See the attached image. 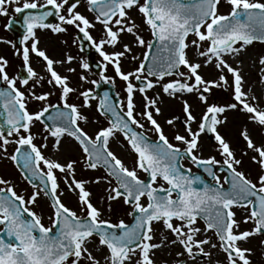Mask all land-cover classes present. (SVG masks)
<instances>
[{
  "label": "snow or ice",
  "instance_id": "6c2138e0",
  "mask_svg": "<svg viewBox=\"0 0 264 264\" xmlns=\"http://www.w3.org/2000/svg\"><path fill=\"white\" fill-rule=\"evenodd\" d=\"M80 3L0 0V16H8L11 8L21 15L23 29L19 47L0 40L11 44L22 61L21 71L10 77L8 60L0 56V158L12 161L34 189L26 198L0 177V264H157V250L170 247L179 249L171 264H197L198 258H206V264H252V249L244 245L253 237H264V140L255 142L245 125L240 131L245 148L237 158L218 129L228 123V112L242 113L251 125L264 128V107L260 98L250 95L251 89L244 90L239 59L254 41L264 43V0H86L95 23L77 10ZM222 3L228 6L227 13L220 12ZM50 17L56 22H49ZM15 22L10 17L5 29ZM96 24L102 29L99 39L90 32ZM69 28L77 33L73 44L80 41L83 51L87 42L102 58L100 81L114 84L105 75L111 66L124 82L123 99L111 101L107 92L103 94L96 111L107 126L91 135L81 127V122L88 123L81 108H90L96 96L92 89L72 86L68 74L77 73L72 66L77 58L66 52L54 60L39 46L38 32L58 35ZM143 31L151 39L146 40ZM124 37L130 39L125 42ZM106 46L113 50L106 51ZM134 47L143 49L139 56L133 54ZM33 55L43 63L45 75L31 66ZM128 60L138 64L124 71L122 62ZM254 63L260 66L259 81L264 84V55ZM57 65L68 74L57 71ZM208 67L215 70L212 78L201 73ZM78 68L80 82L98 85L88 79V61L80 59ZM44 84L50 90L38 92ZM214 89L230 90V102L209 103ZM54 94L58 95L55 104L49 100ZM72 94L82 98L80 105L69 103ZM187 97L203 105L199 116ZM166 99L179 102L183 113V134L174 131L172 140L157 119L163 116ZM32 102L39 105L35 111L29 109ZM179 120V116L166 117L164 123L176 129ZM36 122L43 126L39 145L32 132ZM117 133L135 154L131 168L110 149ZM202 135L215 141L221 159L202 155ZM65 138L78 146L79 161L61 162L44 154L49 148L58 154ZM9 145H15L11 154ZM249 152L259 169L255 180L240 170L242 157ZM185 161L208 179L186 167ZM81 163L85 170L103 169L104 174L77 179ZM218 172L225 173L223 179ZM101 183L106 185L101 198L107 202L106 211H112V202L122 201L130 209L131 223L113 222L105 209L92 202L87 185ZM64 191L76 196L84 215L63 203ZM41 197L48 200L50 226L33 210ZM237 209L243 210L240 218ZM157 224L162 226L158 242ZM242 224L251 227L242 229ZM260 245L264 247V238ZM214 254L223 256L213 261Z\"/></svg>",
  "mask_w": 264,
  "mask_h": 264
},
{
  "label": "rangeland",
  "instance_id": "374dc122",
  "mask_svg": "<svg viewBox=\"0 0 264 264\" xmlns=\"http://www.w3.org/2000/svg\"><path fill=\"white\" fill-rule=\"evenodd\" d=\"M77 10L80 11L81 14L85 15L89 20L93 21V23H95L94 15L88 10L86 0H81V3L78 6ZM228 10H229L228 6L222 3V5L220 6V12L227 13ZM14 16H15V12H13L11 8L9 9L8 16H0V40H7V41L12 42L13 40L12 36L10 33H8L5 30V25H6V22L9 21V18L14 17ZM133 16L136 17L137 23H139L140 21H139L138 15L136 13H133ZM90 32L94 38L99 39L100 36L102 35L101 25L96 24L95 28L91 29ZM141 34L146 40L150 39V34L147 31H143ZM37 35L40 37L39 46L45 49L47 54L54 60L62 59L66 52L77 58L76 61H74L72 65L73 67H77L76 74L65 73L64 68H61L60 65L56 66L57 71L61 72L62 74H68L71 76L73 87H77L78 90H84V89L93 90V87L95 85L91 83H83L78 80V73L80 72V69L78 68V63L80 59H84L87 61V58L82 52H80L79 47H78V42L77 44H73L72 41L74 37H76V33H74V30L72 28H69L67 33H62L58 35H53L50 32H38ZM128 39H130V37H124L125 42H127ZM63 41H67V44L63 43ZM105 50L112 51L113 49L106 46ZM142 51L143 49L134 47L133 54L139 56L142 53ZM260 55H264V44L253 43L252 45L248 46L246 52L243 53L239 57V59L244 60L246 57L250 56L252 60H255V58H257ZM0 56H3L5 59L8 60V66H7L8 75L10 77L15 76L18 73V69L20 65H22V61L18 56L14 55V49L11 46V44L0 43ZM137 64H138V61H130V60L123 61L122 62L123 70L131 71ZM31 66L34 68V70L38 74L45 75L43 63L39 60V58L35 57L34 55L31 57ZM201 73L202 75L205 76V78H212L215 75V70L212 69L211 67H208L206 69H201ZM87 75L90 81L91 80L98 81V79L95 77V75H93L91 71H89ZM105 75L113 78L114 84L113 83L112 84L115 85L117 89L118 97L119 99H123L125 96V93L123 91L124 82L120 80L118 77H115L114 71L111 68V66L108 67L107 71L105 72ZM249 81L250 83L246 85V90L248 91L249 89H251L253 85H258L257 94H252V95H256L258 98H260L258 102L260 103L261 107H264V84L260 83L259 75L254 73V71H251L249 74ZM48 90H50V86L47 84H44L42 87L37 88L38 92L48 91ZM151 94L152 93H150V95ZM187 99L189 100V103L193 105L194 114L199 116L203 108V105H200L199 102L194 97H187ZM49 100L54 104L58 103V95L54 94L50 96ZM81 100L82 98H78L76 94H72L69 100V103H75L77 105H80ZM230 100H231L230 90L229 92H225L223 89H214L212 96L209 98V103L214 102L217 104H225L227 102H230ZM135 101L139 102V106H140L141 98L139 94L136 95ZM90 103H91L90 108H81V112L85 116L88 117V123L85 124L81 122V127H83L84 130L87 133H89V135L93 134L99 128L107 126V120L104 117H101L96 111L97 101H90ZM38 107L39 105L35 102H32L29 105L30 111H35L38 109ZM162 112H163V116L157 117V119L164 127L165 134L168 135L170 140H172V133L174 131L180 130L182 133V123L181 122L183 120V113H182L181 105L177 101L170 102L166 105H162ZM225 115L228 116V123L226 125L220 126L218 130L220 134L227 141H229L232 148L236 150L237 158H241L240 151L245 148V144L240 137V131L245 125L248 126L249 132L255 142L259 143L261 140H264V128L251 125L246 120L245 116L242 113L228 112ZM172 116L180 117V120L177 121L176 129H170L164 123V119L166 117H172ZM145 127L148 128L149 126L146 124ZM193 127L195 128V125H193ZM42 129H43V126L39 122H36L32 128V132L36 136L34 143H36L37 145L43 142L41 139ZM146 134L149 135L152 140L155 139L154 134H151V133H146ZM172 142L175 143V141H172ZM200 142H201L202 149H203L202 151L203 156L206 157L208 155H215L217 159H221V157L215 151V141L208 142L206 140V137L202 135ZM62 144H70L74 147V149L73 150L67 149V152L62 153L61 156L59 157L61 162H64L66 159H76L78 161L81 159V153L78 149V146L75 144L74 141L71 140V138H65ZM49 145H51V140H49ZM14 148H15V145H9L8 147L9 154H11L14 151ZM110 149L115 154H117L118 157H120L129 168L133 167L135 154L131 152V150L129 149L127 145V142L124 140V138L119 133L116 134L115 139L110 141ZM43 151L46 156L53 158L54 152L50 148L44 149ZM252 155L253 153L249 152L247 156L242 157L243 163L240 166V170L244 171L245 174L250 179L255 180L256 174L259 171V169H258V166L251 161L250 157ZM185 166L191 167L192 171L193 172L195 171L193 166L188 164L186 161H185ZM103 174L104 173L102 169H99L97 171L85 170L82 167V163L77 165V169H76L77 179L89 180V179L95 178L96 176H100ZM138 174L140 175L141 179L145 178V174H143L142 172H138ZM57 175L59 176L60 174L57 173ZM218 175H220L221 179H223V176H224L223 174H218ZM0 177H3L11 181L15 187V190L19 194L24 195L26 198L34 190L20 176L18 171L15 169L12 161L10 160H5V159L0 158ZM60 187H61V190L64 189V184L62 181H61ZM105 187L106 185L103 183L87 185V189L92 193V202L97 207H101L105 209V216L110 217L113 222H116L119 219H123L126 223H128L130 221V217L127 215V212L130 211V209L128 206L124 205L122 201L112 202V211L110 213L106 211L107 202L106 201H104L103 203L101 202V198L105 197L106 195ZM61 199L63 203H65L66 206L76 211L78 215H84V213L80 211L76 196L74 194L64 191V195L61 197ZM33 210L43 216L42 222L45 224V226H50V221L48 220V216L50 215V209L48 207L47 198H44V197L39 198L37 204L33 206ZM236 211H237V218H240L243 215V210L237 209ZM199 226L201 227L203 226L202 222H200ZM250 227L251 225H248V224L241 225L242 229H248ZM154 230H155L157 242H158L160 232L162 231V226L157 224L154 226ZM209 235H211V233ZM262 238L264 237H260V236L253 237L250 243H248L247 245H244L245 247H249L252 249V254L250 257L252 264H264V258L261 256L262 250H261V245H260V240ZM213 239L215 238L213 237ZM177 250H179L177 247L161 249L160 253H156V256L154 257V259L156 260L157 264H163L164 261H168L169 264H171V261L175 257V252ZM222 256L223 254H220L219 257H217L214 254L212 256V260L215 261L218 258H222ZM197 264H206V258H204L200 262L197 261Z\"/></svg>",
  "mask_w": 264,
  "mask_h": 264
},
{
  "label": "water",
  "instance_id": "95a60500",
  "mask_svg": "<svg viewBox=\"0 0 264 264\" xmlns=\"http://www.w3.org/2000/svg\"><path fill=\"white\" fill-rule=\"evenodd\" d=\"M49 22H55V18L54 17H50L49 18ZM21 23H22V17H21L20 14H17L16 22L13 23V25L10 28H8V31H10L12 33L13 37H14V44H16L18 47L20 46L19 42H20L21 36L23 34V29L21 27ZM256 42H259V41H256ZM79 43H80V41H79ZM83 51L87 55H93V48L90 45H88L87 42L83 43ZM89 64H90V68L93 70V72L97 76H99L98 73L101 71V67L99 65L93 63V62H90V61H89ZM20 71H21V69H20ZM0 87H2V85H0ZM105 92H107L109 94V98H110L111 101H115L117 99V96L115 94L114 88L112 86H110L109 84H107L106 82L100 81V78H99V83H98V85L95 86V93L93 94V95L96 96V98H98L99 103H100V100L103 98V94ZM207 138L209 139L210 136H207ZM17 170L22 175L21 170L18 169V168H17ZM218 173H220V172H218ZM200 175L203 177L205 174L202 171H200ZM131 220H132V218H131ZM263 252H264V247H263Z\"/></svg>",
  "mask_w": 264,
  "mask_h": 264
},
{
  "label": "bare ground",
  "instance_id": "6f19581e",
  "mask_svg": "<svg viewBox=\"0 0 264 264\" xmlns=\"http://www.w3.org/2000/svg\"><path fill=\"white\" fill-rule=\"evenodd\" d=\"M240 66L243 69V75H244V79H245L244 90L247 91L246 90V85L250 83V81H249L250 72L254 71V73L259 75L260 66L257 63H254V60H252V58L250 56L246 57L243 60V64H241ZM61 68H64V67L61 66ZM257 92H258V85H253L252 88H251V93L250 94L251 95L252 94H257ZM170 102H173V101H168L166 99L164 105H166V104H168ZM136 104H137V111H139V109H140L139 102L136 101ZM67 149L73 150L74 147L72 145H70V144H62L60 152L58 154L54 153L53 158H57V157L59 158L62 153L67 152ZM160 252H161V250H157V253H160Z\"/></svg>",
  "mask_w": 264,
  "mask_h": 264
},
{
  "label": "flooded vegetation",
  "instance_id": "af4514ba",
  "mask_svg": "<svg viewBox=\"0 0 264 264\" xmlns=\"http://www.w3.org/2000/svg\"><path fill=\"white\" fill-rule=\"evenodd\" d=\"M97 55H98V53L96 54V56H97ZM197 261H199V262H200V261H202V260L198 259Z\"/></svg>",
  "mask_w": 264,
  "mask_h": 264
}]
</instances>
